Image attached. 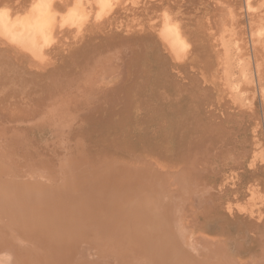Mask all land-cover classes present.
I'll return each mask as SVG.
<instances>
[{"label":"rangeland","instance_id":"obj_1","mask_svg":"<svg viewBox=\"0 0 264 264\" xmlns=\"http://www.w3.org/2000/svg\"><path fill=\"white\" fill-rule=\"evenodd\" d=\"M36 2L0 0L11 23L35 19L47 41L40 59L0 41V161L26 182L43 174L56 180L72 164L82 176L105 164L149 165L169 189L181 183L175 192L184 203L178 199L175 213L191 234L181 232L177 247L188 249L194 238L198 247L201 238L237 264H264V37H250L263 23L264 0H108L98 20L92 0H55L45 12ZM74 11L81 21L62 24ZM165 22L185 44L184 56L164 41ZM93 68L90 84L84 75ZM85 78L91 86L82 87ZM237 84L244 102L231 93ZM51 105L66 130L53 129ZM38 113L50 120L37 121ZM150 189L132 227L147 217L142 210L163 212ZM110 211L87 218L91 236L76 261L150 264L132 238L119 249L97 244ZM7 259L0 253V264Z\"/></svg>","mask_w":264,"mask_h":264},{"label":"bare ground","instance_id":"obj_2","mask_svg":"<svg viewBox=\"0 0 264 264\" xmlns=\"http://www.w3.org/2000/svg\"><path fill=\"white\" fill-rule=\"evenodd\" d=\"M53 1L55 0H37L36 3L40 7V11L45 12ZM92 1L91 8L95 9V6L97 8L94 13V19L98 20L108 7V0ZM80 21L81 15L77 11H74L69 12L65 18H62L61 23L73 26ZM163 25L164 41L169 44L174 53L181 55L185 54V44L181 41L177 31L172 28L171 24L165 22ZM250 33L251 38L255 36L258 40L264 37V19L262 24L251 28ZM37 37L42 47L37 46ZM0 41L19 48L21 51L31 55L34 59H40L42 57V50L47 46L42 27L37 26L35 19L25 20L23 22L15 20L11 23L7 15L3 12H0ZM234 49H236V47ZM237 61L239 62L240 60ZM239 64L240 63H238L237 67ZM91 67L92 66H90V68ZM93 75L94 68L93 70L86 71L84 76H87L90 82L93 79L91 78ZM86 78L83 79L84 83L82 87L87 85L88 81L86 82ZM89 82L87 86H91L90 84L92 82H90V84ZM77 86L79 85L77 84ZM240 87L241 85L238 84L236 86L233 85L230 87V90L235 99L244 102L245 93L243 90H240ZM75 89H78V87ZM77 91H79V89ZM79 92H81V90ZM260 93L262 94L261 91ZM261 96L264 97L263 95ZM50 108L48 109L49 112L51 111ZM53 109L54 112L51 111V114L54 115L50 118L53 120L55 119V122H60L62 117H58V112H56L57 108L55 110V106ZM41 112L42 111H40V113ZM40 113H38L37 121L45 124L44 121L50 120V118L41 117L44 112L42 114ZM48 116H50V114ZM59 122L53 125L55 126L53 129H55L56 133L66 130V126ZM72 166L69 167L70 169L64 168V172L66 171L67 175H61L56 180H54L55 178L51 179L50 176L43 174L38 178L28 179L32 182L30 183L28 181V184L26 180L18 178L15 173L10 171V168H8L3 161H0V253H2V255L7 253L8 255V261L3 260L4 262L9 264H73L74 260L76 261L77 258L83 255L84 246L88 243L84 240L87 239L88 236H91L89 235L90 231L87 225L88 219L91 218L92 220V218H94L96 220L101 217L99 214L111 210L108 212L109 218L104 216L105 218L101 219L102 224L99 227L98 234L102 233L100 234L102 238L98 241V245L100 243L101 246H106L113 242L115 244L117 243L119 249L127 246H125L126 243L123 241L128 242V240L132 238L135 243L137 242V245L139 244L138 247L141 248L137 250L140 256L142 255L144 258H148L150 264H180L178 262L176 263L178 258L183 259V263L181 264L238 263L234 259L224 257L225 254L222 248L215 245V243H210V241L206 239L202 240L198 238L197 241L200 243V246L196 247L195 245L197 243L194 245L192 243V241L196 242V239L193 237L194 240H192L191 237V239H189L192 240L191 246L188 247L191 252H188V254V249H186L188 246L187 244L185 249L179 248V245L177 247V243H180L179 240H181L182 235H184L183 231L188 229L186 230L188 232L187 234H191L189 233L190 227H186V221L181 223L182 220H178L181 217L178 218L176 216L178 209L177 205L181 203L178 201V199H180L178 198L180 196L179 192H175V190H182L179 180H174L176 189L173 191L169 189L170 186L165 184L162 180H165V178H160L161 173L155 171L149 165L141 170H118L105 164L95 170H86L83 176L81 173H79L81 175L76 174L77 171H74L76 169L75 164H72ZM80 166L82 167V165ZM187 179L189 180V178ZM188 184L190 185V181L184 189L188 190L190 193L191 191H189L190 188ZM147 188H151L149 191L157 193L156 196L158 197L156 201H158L160 208H163V212L161 210H156V212L152 211L150 213L146 211V214H144L145 210H142V212H144L141 214L142 218L146 217L145 215H147V217L142 219V222L139 221L140 225L138 223L136 227H132L131 222H134L135 219H140V215H138L137 212L139 208L143 206L144 197L141 193L144 194L147 192ZM191 194L195 193L192 191ZM145 197L147 196L145 195ZM197 197L198 196H195V198ZM180 201L183 200L180 199ZM135 208H138V210ZM185 213L186 211L184 210L183 214ZM257 213L259 212L257 211ZM103 219H105V221H103ZM90 223L88 221V224ZM154 223L156 224L154 225ZM157 223L161 224L157 226ZM117 225L118 227L115 228V230L114 227ZM178 225H182V227ZM102 226L107 228V232L103 231ZM92 227H94V225ZM123 230L125 232L129 231V233L124 232V235ZM117 235L120 236L118 239H116ZM178 236L181 237H179V240L177 239ZM9 238L11 239L9 240ZM182 242H185V240ZM88 246H90V242ZM91 247L93 248V246ZM132 249L134 251L135 248ZM127 251H129V249ZM106 252L108 253L107 250ZM101 253H99L100 256L102 255ZM170 255H172V257H170ZM214 255L223 256L225 259L223 262H225H221L219 256L217 258ZM14 257L17 259L15 260ZM106 257L107 256H105V258ZM79 259L78 261H80ZM84 259L86 260V258ZM101 260L103 261V259ZM3 261L1 260V262ZM77 263L80 264L79 262ZM85 263L88 264L87 262Z\"/></svg>","mask_w":264,"mask_h":264}]
</instances>
